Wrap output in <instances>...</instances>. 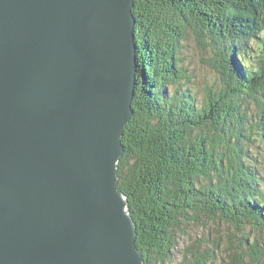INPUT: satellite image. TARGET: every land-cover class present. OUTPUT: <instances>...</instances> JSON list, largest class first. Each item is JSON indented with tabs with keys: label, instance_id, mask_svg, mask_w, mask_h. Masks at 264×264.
I'll use <instances>...</instances> for the list:
<instances>
[{
	"label": "water",
	"instance_id": "obj_1",
	"mask_svg": "<svg viewBox=\"0 0 264 264\" xmlns=\"http://www.w3.org/2000/svg\"><path fill=\"white\" fill-rule=\"evenodd\" d=\"M134 0H0V264H144L117 188Z\"/></svg>",
	"mask_w": 264,
	"mask_h": 264
},
{
	"label": "trees",
	"instance_id": "obj_2",
	"mask_svg": "<svg viewBox=\"0 0 264 264\" xmlns=\"http://www.w3.org/2000/svg\"><path fill=\"white\" fill-rule=\"evenodd\" d=\"M132 15L134 114L117 188L144 264L169 261L175 230L190 220L264 229V162L256 152L264 153V0H134ZM189 31L211 50L219 76L200 101L180 66ZM251 258L264 264V250Z\"/></svg>",
	"mask_w": 264,
	"mask_h": 264
},
{
	"label": "rangeland",
	"instance_id": "obj_3",
	"mask_svg": "<svg viewBox=\"0 0 264 264\" xmlns=\"http://www.w3.org/2000/svg\"><path fill=\"white\" fill-rule=\"evenodd\" d=\"M180 47V66L189 78L183 83L200 101L206 87L219 85V76L209 63L213 55L190 31L180 41ZM256 152L260 153L258 159L264 162L262 149ZM175 235V247L171 249L170 260L157 264H176L194 257L205 259L206 264H253L251 256L254 250H264L263 228L252 225L236 228L219 219L200 218L187 221L175 230ZM253 243L256 244L255 249L251 247Z\"/></svg>",
	"mask_w": 264,
	"mask_h": 264
}]
</instances>
